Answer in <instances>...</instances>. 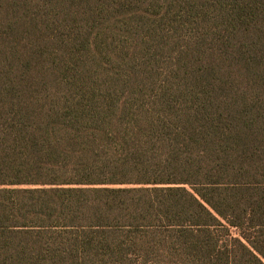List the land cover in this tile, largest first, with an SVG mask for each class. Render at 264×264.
<instances>
[{
  "label": "trees",
  "instance_id": "obj_1",
  "mask_svg": "<svg viewBox=\"0 0 264 264\" xmlns=\"http://www.w3.org/2000/svg\"><path fill=\"white\" fill-rule=\"evenodd\" d=\"M0 264H264V0H0Z\"/></svg>",
  "mask_w": 264,
  "mask_h": 264
}]
</instances>
